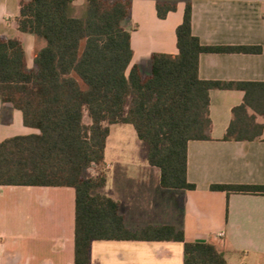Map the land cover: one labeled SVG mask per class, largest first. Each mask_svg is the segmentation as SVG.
Masks as SVG:
<instances>
[{
    "label": "trees",
    "instance_id": "1",
    "mask_svg": "<svg viewBox=\"0 0 264 264\" xmlns=\"http://www.w3.org/2000/svg\"><path fill=\"white\" fill-rule=\"evenodd\" d=\"M74 0H19L17 30L45 46L28 69L22 40L0 37V101L20 111L25 127L39 134L0 142V186L71 188L75 192L73 264H90L96 241L176 242L183 264H226L214 243H187L171 226L126 227L117 201L100 194L106 186L105 147L109 126L131 125L147 147V163L160 171L166 190L195 189L187 181V145L210 140L209 94L240 91L223 141L261 138L264 83L203 81V53L258 54L257 47H207L192 35L186 4L176 28V55L153 54L143 75L132 66L131 0H86L85 16L71 17ZM175 2H157L159 19ZM85 116L88 124L84 122ZM94 170L91 177L85 172ZM227 194L264 195V186L212 185Z\"/></svg>",
    "mask_w": 264,
    "mask_h": 264
},
{
    "label": "crops",
    "instance_id": "2",
    "mask_svg": "<svg viewBox=\"0 0 264 264\" xmlns=\"http://www.w3.org/2000/svg\"><path fill=\"white\" fill-rule=\"evenodd\" d=\"M157 2H175L176 9L159 19ZM18 3L0 0V37L20 38L27 68L33 69L35 53L45 42L17 30ZM187 3L192 7V35L201 45L261 49L258 54L203 53L199 79L264 83V0H131L125 27L133 56L127 74L136 65L147 75L153 54L178 53L175 32ZM209 98L210 140L187 145V181L194 190L161 188L159 169L148 163L137 166L132 152L116 153L109 130L106 186L99 193L119 203L131 230L171 226L183 232L187 243L216 244L226 264H264V195L210 189L264 186V119H258L263 125L258 141H223L231 111L243 103L244 93L213 90ZM36 134L38 130L24 126L20 111L0 101V142ZM107 153L116 159L115 167L106 162ZM74 213L71 188L0 186V264H73ZM90 264H183V244L96 241Z\"/></svg>",
    "mask_w": 264,
    "mask_h": 264
},
{
    "label": "rangeland",
    "instance_id": "3",
    "mask_svg": "<svg viewBox=\"0 0 264 264\" xmlns=\"http://www.w3.org/2000/svg\"><path fill=\"white\" fill-rule=\"evenodd\" d=\"M86 0H74L71 4L70 15L81 17L85 16ZM84 122H88L87 116H85ZM110 130V140L115 144V152L122 153L123 151H129L134 154L133 162L137 166H142L147 164V147L146 145L139 141L134 133V130L130 125H114L109 127ZM130 130V133H127ZM124 133L117 137L116 133ZM116 159L111 157L107 153L106 162L115 167ZM94 174L93 169H89L85 172V177H91Z\"/></svg>",
    "mask_w": 264,
    "mask_h": 264
}]
</instances>
